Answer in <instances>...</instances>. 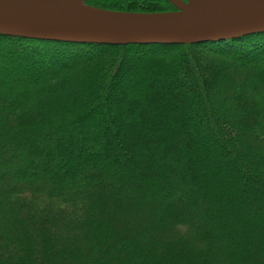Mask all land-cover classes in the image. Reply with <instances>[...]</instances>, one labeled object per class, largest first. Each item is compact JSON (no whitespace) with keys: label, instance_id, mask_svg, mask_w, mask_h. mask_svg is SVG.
Listing matches in <instances>:
<instances>
[{"label":"trees","instance_id":"obj_1","mask_svg":"<svg viewBox=\"0 0 264 264\" xmlns=\"http://www.w3.org/2000/svg\"><path fill=\"white\" fill-rule=\"evenodd\" d=\"M0 264H264V32L175 45L0 35Z\"/></svg>","mask_w":264,"mask_h":264},{"label":"water","instance_id":"obj_2","mask_svg":"<svg viewBox=\"0 0 264 264\" xmlns=\"http://www.w3.org/2000/svg\"><path fill=\"white\" fill-rule=\"evenodd\" d=\"M75 0H0V35L101 45L200 44L264 32V0H166L175 10L128 12Z\"/></svg>","mask_w":264,"mask_h":264},{"label":"rangeland","instance_id":"obj_3","mask_svg":"<svg viewBox=\"0 0 264 264\" xmlns=\"http://www.w3.org/2000/svg\"><path fill=\"white\" fill-rule=\"evenodd\" d=\"M185 1V0H184ZM83 5H88V4H86L85 2H83L82 3ZM89 6H92V5H89ZM95 7H98V6H95ZM174 7V6H173ZM99 8H102V7H99ZM175 8V7H174ZM104 9H108V8H104ZM109 10H112V9H109ZM175 10V9H174ZM121 11V10H120ZM172 11V10H171ZM128 12H130V11H128ZM166 12V11H165ZM214 58H216V57H214ZM41 60H43L44 62H43V64L44 63H46V58H41ZM205 60V59H204ZM218 59L216 58V59H213L212 57H210L209 58V62L210 61H213V62H215V61H217ZM109 66V65H108ZM58 68H60V67H58ZM199 69V68H198ZM226 81H224V80H222L221 78H220V83H222L223 85V87L227 84V83H225ZM225 97V99L224 100H226V99H228L227 101H225V105H228V106H232L233 108H239V105L240 106H242L241 108H242V110H244V111H247V113L249 114V113H252L251 111H253V109H252V107H249V106H244V102L243 101H240V102H238V101H234V100H231L230 98V96H228V98H227V96H224ZM230 97V98H229ZM233 99V98H232ZM230 106V107H231ZM225 112V111H224ZM255 116H252L251 115V119H253L252 121L254 122V123H252V125L253 124H255V122L256 123H258L259 121H261L260 120V118L258 119V117L256 118H254ZM238 121V120H237ZM240 124V123H239ZM242 126L243 127H245L246 126V124H247V122L245 121V120H242ZM241 124H240V126H241ZM250 127H252V126H250ZM240 128V127H239ZM238 128V129H239ZM254 129V128H253ZM252 135L250 134V133H246L245 134V136L244 137H242V138H244L243 139V141H244V145H245V143H246V146H248V147H254V148H256V145H254L255 143V141H253V139H252ZM262 141H263V139H262ZM254 156H253V158H256V156H257V153H255V154H253Z\"/></svg>","mask_w":264,"mask_h":264},{"label":"bare ground","instance_id":"obj_4","mask_svg":"<svg viewBox=\"0 0 264 264\" xmlns=\"http://www.w3.org/2000/svg\"><path fill=\"white\" fill-rule=\"evenodd\" d=\"M73 4L74 5H79L80 3H79V0H75L74 2H73Z\"/></svg>","mask_w":264,"mask_h":264}]
</instances>
